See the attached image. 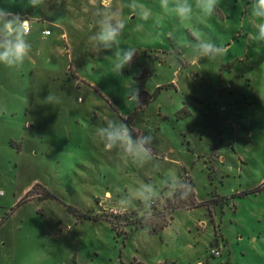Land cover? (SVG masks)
I'll list each match as a JSON object with an SVG mask.
<instances>
[{"label":"rangeland","instance_id":"374dc122","mask_svg":"<svg viewBox=\"0 0 264 264\" xmlns=\"http://www.w3.org/2000/svg\"><path fill=\"white\" fill-rule=\"evenodd\" d=\"M129 2L52 0L33 9L0 0L28 13L32 28L30 58L0 65V264H264V191L226 205L220 196L264 185V43L252 38V0H220L213 16L196 12L185 25L159 0H139L147 19ZM108 5L126 20L121 47L137 49L120 76L111 73L112 51L95 53L89 40L95 8ZM45 29L53 34L44 41ZM197 36L225 53L198 59ZM135 86L140 104L128 99ZM48 93L62 102L44 104ZM108 120L150 131L159 171L105 151L95 132ZM170 171L194 182L199 200L218 199L212 211L177 207L158 234L129 226L133 211L155 226V212L175 207L163 187L144 215L139 200L117 206ZM213 216L218 236L213 224L201 230Z\"/></svg>","mask_w":264,"mask_h":264},{"label":"clouds","instance_id":"9594fccd","mask_svg":"<svg viewBox=\"0 0 264 264\" xmlns=\"http://www.w3.org/2000/svg\"><path fill=\"white\" fill-rule=\"evenodd\" d=\"M52 0H27V7L33 9L50 6ZM220 6V0H159V8L166 16L174 17L181 25L192 24L194 14L199 12L204 17H211ZM127 7L134 13H138L144 19L148 18L145 6L139 0H130ZM95 20V32L89 37L95 53L112 51L111 73L116 76L122 75L123 69L130 66L137 53L134 47H121L120 37L126 28V20L118 10L110 5L96 7L93 12ZM250 18L256 29L252 37L255 41L264 43V0H252L250 4ZM29 19H22L6 9L0 8V65L7 68H17L22 65L32 51V45L28 40L29 29L25 24ZM54 23V22H53ZM159 23V21H157ZM226 49L218 45L210 36H197L194 46V54L198 59H217L225 53ZM128 99L140 104L138 87H129ZM62 102L61 97L48 93L44 104L58 105ZM95 135L99 138L105 151L119 150L125 158H130L137 167L156 160L152 148L154 137L142 133L124 120H108L104 126L96 129ZM153 168L159 171V164L153 163ZM162 187L167 189L169 197L185 200L191 194V185L175 172L164 175L159 184L142 183L136 188V195L126 196L117 202L122 210L132 207L135 200L143 205L141 214L151 209L152 205L161 198Z\"/></svg>","mask_w":264,"mask_h":264},{"label":"trees","instance_id":"16d2710c","mask_svg":"<svg viewBox=\"0 0 264 264\" xmlns=\"http://www.w3.org/2000/svg\"><path fill=\"white\" fill-rule=\"evenodd\" d=\"M190 185H191V194L189 195V197L185 200H179V199H175V207L168 210V209H163V210H159L158 212H155V215L157 216V222L155 224V226H151V221H147L145 216L139 217L137 215L138 211H133L132 213L135 215V217H131L128 219V225L129 226H133L136 229H144L147 226L150 228V232L153 234H158L159 229L163 230L165 227H167L168 225V220H167V214H169V216L172 219V211L175 208H179V207H186L187 209H193L196 207H201L203 205H211L214 202H217V200L213 199L211 201H208L207 203L203 204V203H197V201L195 200L196 198V193H195V184L192 181H187ZM264 191V185H261L253 190L247 191V192H243L240 194V196H244V195H250L252 193H258V192H262ZM239 195H233L230 198L227 197H221L222 205H226L228 203L229 199H234ZM168 201H171L169 198H167ZM151 209H157V207H152ZM167 213V214H166ZM114 229H118V225H113ZM216 229V227H215ZM119 230V229H118ZM217 235V229L215 231V236ZM218 236V235H217Z\"/></svg>","mask_w":264,"mask_h":264},{"label":"crops","instance_id":"0c3cea01","mask_svg":"<svg viewBox=\"0 0 264 264\" xmlns=\"http://www.w3.org/2000/svg\"><path fill=\"white\" fill-rule=\"evenodd\" d=\"M20 16V15H19ZM22 16H28V13H25V15H22ZM46 31H51L50 29H45V30H43V32H42V35H43V40L45 41L46 40V37H49V36H51L52 34H53V32L51 31V34L50 35H46L45 34V32ZM32 34V28H31V32H30V34L29 35H31ZM28 35V36H29ZM195 184V183H194ZM243 192H247V191H241V193H243ZM195 193H196V199H197V203H203V204H205V203H207L208 201H211L210 199H207V200H204V201H201V200H199L198 199V195H197V192H196V184H195ZM240 192H236L235 194H233V195H239V196H237L236 198H241V197H243V196H240V194H241ZM258 193H260V192H258ZM218 194V193H217ZM255 194H257V193H255ZM219 195V194H218ZM233 195H231V196H233ZM221 197H231V196H222V195H220ZM244 196H246V195H244ZM236 198H234V201H235V199ZM236 205V204H235ZM203 206H207L208 207V209L210 210V211H212V206L211 205H203ZM203 206H201V207H203ZM235 209H237V207L235 208ZM216 217V216H215ZM211 223H209V219H203L201 222H202V224H203V226H202V229L201 230H207V228H208V226L209 225H211V224H213V228H214V230L216 231V229H215V220H214V216L213 217H211ZM200 222V223H201ZM203 222H205V225H204V223ZM213 222V223H212ZM213 240V239H212ZM211 240V241H212ZM221 245V244H220ZM219 245V246H220ZM222 246V245H221Z\"/></svg>","mask_w":264,"mask_h":264},{"label":"built area","instance_id":"2783aa9c","mask_svg":"<svg viewBox=\"0 0 264 264\" xmlns=\"http://www.w3.org/2000/svg\"><path fill=\"white\" fill-rule=\"evenodd\" d=\"M22 19H29L28 22L25 24V28L29 29V34H30V32H31V21H30V18L28 16H23ZM45 34L46 35H50L51 31H46ZM211 253L216 255V256L220 255V251L219 250H213ZM200 264H202V263H200Z\"/></svg>","mask_w":264,"mask_h":264}]
</instances>
